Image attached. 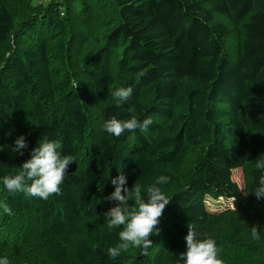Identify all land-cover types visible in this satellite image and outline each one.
Listing matches in <instances>:
<instances>
[{"label":"trees","instance_id":"obj_1","mask_svg":"<svg viewBox=\"0 0 264 264\" xmlns=\"http://www.w3.org/2000/svg\"><path fill=\"white\" fill-rule=\"evenodd\" d=\"M122 84L133 92L121 110L111 93ZM110 114L151 124L114 137L102 130ZM42 135L76 168L46 200L0 184L9 264H177L188 226L222 264H264V198L251 191L264 154V0H0V176ZM118 171L129 188L166 175L170 201L150 247L112 260L119 229L104 213Z\"/></svg>","mask_w":264,"mask_h":264},{"label":"clouds","instance_id":"obj_2","mask_svg":"<svg viewBox=\"0 0 264 264\" xmlns=\"http://www.w3.org/2000/svg\"><path fill=\"white\" fill-rule=\"evenodd\" d=\"M130 86L116 87L111 95L115 99V107L122 110L132 96ZM151 120L145 117L138 119L130 116L122 119L116 114H110L103 121L102 130L107 134L119 137L121 134L133 132L147 127ZM27 147L23 135L14 140L13 151L22 154ZM60 143L42 135L30 152V158L23 161L11 173L0 176V184L8 193H22L28 197L46 200L52 194L60 193V185L64 180L69 160L61 154ZM256 166V177L251 188L257 199L264 198V154L259 155L253 162ZM168 182L166 175L158 176L153 182L144 185L134 183L131 188L127 186L126 176L118 171V175L111 178L114 190L108 199L116 201L105 213L104 218L108 230L119 229L117 243L109 246L107 256L116 260L121 253L130 247L147 250L151 245L149 236L154 232L163 209L170 199L165 195L164 185ZM132 205H129V201ZM0 212L11 215L12 210L7 202L0 201ZM253 238H258L259 232L252 227ZM185 250L178 254L177 264H222L218 259L216 242L197 233L194 227L188 226L184 237ZM0 264H9L7 257L0 256Z\"/></svg>","mask_w":264,"mask_h":264},{"label":"rangeland","instance_id":"obj_3","mask_svg":"<svg viewBox=\"0 0 264 264\" xmlns=\"http://www.w3.org/2000/svg\"><path fill=\"white\" fill-rule=\"evenodd\" d=\"M40 2H42V0H40ZM232 37L230 38V40H228L230 42V44L232 45V39L234 40V34H231ZM192 155H194V153H192ZM244 177L245 174L242 171L241 168H237L234 169L232 172V179L238 184L239 188L243 191L244 190ZM223 201V208L221 210H223L226 206H228L229 201L226 200H222ZM221 204L220 202H211V205L213 208L217 209L218 205ZM230 207V206H229Z\"/></svg>","mask_w":264,"mask_h":264},{"label":"water","instance_id":"obj_4","mask_svg":"<svg viewBox=\"0 0 264 264\" xmlns=\"http://www.w3.org/2000/svg\"><path fill=\"white\" fill-rule=\"evenodd\" d=\"M76 168V164L75 163H69L66 172H73Z\"/></svg>","mask_w":264,"mask_h":264}]
</instances>
